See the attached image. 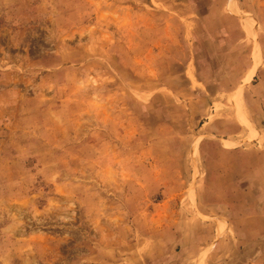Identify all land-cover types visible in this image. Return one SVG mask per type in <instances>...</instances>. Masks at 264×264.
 Returning a JSON list of instances; mask_svg holds the SVG:
<instances>
[{
	"label": "rangeland",
	"instance_id": "1",
	"mask_svg": "<svg viewBox=\"0 0 264 264\" xmlns=\"http://www.w3.org/2000/svg\"><path fill=\"white\" fill-rule=\"evenodd\" d=\"M158 257L264 264V0H0V264Z\"/></svg>",
	"mask_w": 264,
	"mask_h": 264
},
{
	"label": "crops",
	"instance_id": "2",
	"mask_svg": "<svg viewBox=\"0 0 264 264\" xmlns=\"http://www.w3.org/2000/svg\"><path fill=\"white\" fill-rule=\"evenodd\" d=\"M136 254H137V253H136ZM195 254H196V255H198V254H199V253H198V250L196 251V253H195ZM136 257H138V256L136 255ZM157 259L159 260V259H160V257H158ZM154 260H155V259H154ZM158 260H157V261H158ZM157 261H156V263H155V264H161V261H160V260H159L160 262H159V261L157 262ZM137 264H140V263H137Z\"/></svg>",
	"mask_w": 264,
	"mask_h": 264
},
{
	"label": "bare ground",
	"instance_id": "3",
	"mask_svg": "<svg viewBox=\"0 0 264 264\" xmlns=\"http://www.w3.org/2000/svg\"><path fill=\"white\" fill-rule=\"evenodd\" d=\"M240 109H242L244 112L246 111V108H245L244 103H241V107H240Z\"/></svg>",
	"mask_w": 264,
	"mask_h": 264
}]
</instances>
